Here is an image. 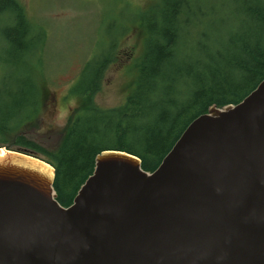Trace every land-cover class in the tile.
Returning <instances> with one entry per match:
<instances>
[{"label": "water", "instance_id": "obj_1", "mask_svg": "<svg viewBox=\"0 0 264 264\" xmlns=\"http://www.w3.org/2000/svg\"><path fill=\"white\" fill-rule=\"evenodd\" d=\"M0 149V264H264V79L153 172L103 151L69 207L50 164Z\"/></svg>", "mask_w": 264, "mask_h": 264}, {"label": "trees", "instance_id": "obj_2", "mask_svg": "<svg viewBox=\"0 0 264 264\" xmlns=\"http://www.w3.org/2000/svg\"><path fill=\"white\" fill-rule=\"evenodd\" d=\"M160 4L157 14L145 15L147 49L125 103L108 109L92 100L113 53L87 62L70 91L80 98L78 110L61 142L47 150L26 132L44 99L46 31L19 0H0L4 64L10 66L7 74L0 69V148L50 164L63 207L72 205L103 151L132 154L153 172L194 119L213 106L238 104L264 79V0ZM136 22L143 28L144 20Z\"/></svg>", "mask_w": 264, "mask_h": 264}, {"label": "rangeland", "instance_id": "obj_3", "mask_svg": "<svg viewBox=\"0 0 264 264\" xmlns=\"http://www.w3.org/2000/svg\"><path fill=\"white\" fill-rule=\"evenodd\" d=\"M19 2L29 19L46 31L41 61L44 99L38 118L26 132L39 145L51 150L61 142L78 110L80 98L71 92L87 62L113 53L92 100L108 109L125 103L133 90L138 62L147 49L145 15L157 14L161 0ZM137 20H144L143 28L139 29V22L133 23ZM5 24L0 20V30ZM4 43L0 34V69L7 74L10 66L4 64L7 57ZM7 82L12 85L11 80Z\"/></svg>", "mask_w": 264, "mask_h": 264}, {"label": "bare ground", "instance_id": "obj_4", "mask_svg": "<svg viewBox=\"0 0 264 264\" xmlns=\"http://www.w3.org/2000/svg\"><path fill=\"white\" fill-rule=\"evenodd\" d=\"M3 153H5V150H4V149H2V150L0 149V154H3ZM47 168H48V170H49V174H50V176H52V172H53V171H52V168H51L50 166H48V165H47Z\"/></svg>", "mask_w": 264, "mask_h": 264}]
</instances>
